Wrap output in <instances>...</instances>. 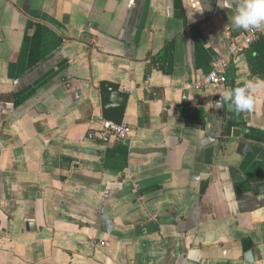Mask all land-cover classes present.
<instances>
[{"label": "crops", "instance_id": "0c3cea01", "mask_svg": "<svg viewBox=\"0 0 264 264\" xmlns=\"http://www.w3.org/2000/svg\"><path fill=\"white\" fill-rule=\"evenodd\" d=\"M202 4L0 0V264H264V90L214 104L264 81V38L188 91L246 32ZM102 81L127 138L102 136Z\"/></svg>", "mask_w": 264, "mask_h": 264}, {"label": "clouds", "instance_id": "9594fccd", "mask_svg": "<svg viewBox=\"0 0 264 264\" xmlns=\"http://www.w3.org/2000/svg\"><path fill=\"white\" fill-rule=\"evenodd\" d=\"M203 10L202 0H199ZM222 9H234L230 17L234 29L244 31L264 30V0H217ZM195 10L189 16L192 18ZM264 90V81L249 80L243 86L228 89L215 101V108L222 109L225 104L236 114L251 111L255 107L253 93ZM213 103V102H210Z\"/></svg>", "mask_w": 264, "mask_h": 264}, {"label": "built area", "instance_id": "2783aa9c", "mask_svg": "<svg viewBox=\"0 0 264 264\" xmlns=\"http://www.w3.org/2000/svg\"><path fill=\"white\" fill-rule=\"evenodd\" d=\"M264 38V30L246 31L241 39H233L228 45V56L216 61L211 71L200 81L189 84L186 89L188 91H201L205 87L223 86L226 84L228 76L227 71L231 64L252 44ZM150 82H147L146 91L150 92ZM132 128L126 124L116 126L112 123L106 122L102 131L104 137H114L117 139H124L132 134Z\"/></svg>", "mask_w": 264, "mask_h": 264}, {"label": "water", "instance_id": "95a60500", "mask_svg": "<svg viewBox=\"0 0 264 264\" xmlns=\"http://www.w3.org/2000/svg\"><path fill=\"white\" fill-rule=\"evenodd\" d=\"M99 90L103 119L116 126H122L129 103V95L121 90L118 84L110 81H102L99 84Z\"/></svg>", "mask_w": 264, "mask_h": 264}]
</instances>
